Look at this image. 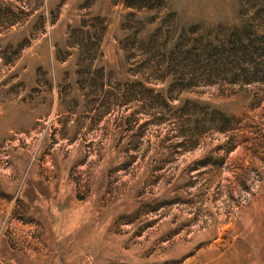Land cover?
I'll return each mask as SVG.
<instances>
[{
	"label": "rangeland",
	"instance_id": "rangeland-1",
	"mask_svg": "<svg viewBox=\"0 0 264 264\" xmlns=\"http://www.w3.org/2000/svg\"><path fill=\"white\" fill-rule=\"evenodd\" d=\"M238 36L264 0H0V264H264V53L173 51Z\"/></svg>",
	"mask_w": 264,
	"mask_h": 264
},
{
	"label": "trees",
	"instance_id": "trees-1",
	"mask_svg": "<svg viewBox=\"0 0 264 264\" xmlns=\"http://www.w3.org/2000/svg\"><path fill=\"white\" fill-rule=\"evenodd\" d=\"M235 40H233L231 46H226L221 41H218V43L215 45L213 43L205 44L202 46L201 49L199 48L198 51L194 50L195 46L188 47V44L182 45L181 42L175 44L173 51L178 50L180 54L185 55L183 60L178 63V66L180 68H178L177 70L182 71L183 74L186 73L187 77L189 79H192L190 80V82H187L182 87L186 89L195 85L193 82V77L194 74L198 71L197 66L202 56L206 58L207 57L210 58L211 56H216V59L213 60V63L217 68L223 67V69L221 70L222 72H226L228 68H232V69H240L241 72L244 73L248 70V66L250 65L251 67L254 68V71H263L260 67L257 66L260 63L256 62L257 64L253 65V56H251L250 54L264 53V45L253 46V44H251L252 43L251 40L250 43L247 40H243L239 36L237 37V41ZM232 56H234V63L231 62L229 59H227ZM190 102L191 101L187 100L184 106L188 107L187 104H189ZM185 113L188 114L189 112H185ZM189 121L190 123H192V125H194L195 134H198L199 130L203 128L206 129V128L214 127L217 128V130L219 131L228 132V130L240 127V125L238 124V120L233 121L231 117L222 114L219 118H213V117L208 118L206 116H198L196 117V119H189ZM211 121L217 122V124L214 123L215 126L213 124H209Z\"/></svg>",
	"mask_w": 264,
	"mask_h": 264
}]
</instances>
